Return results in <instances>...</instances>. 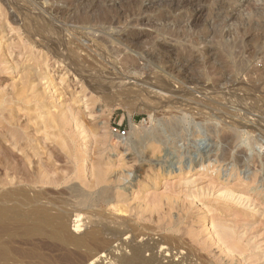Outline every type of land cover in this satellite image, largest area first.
I'll return each instance as SVG.
<instances>
[{
  "label": "rangeland",
  "instance_id": "rangeland-1",
  "mask_svg": "<svg viewBox=\"0 0 264 264\" xmlns=\"http://www.w3.org/2000/svg\"><path fill=\"white\" fill-rule=\"evenodd\" d=\"M92 70L101 84L116 80L109 91L90 87ZM54 96L79 108L82 135L52 127L44 107L55 111ZM83 96L93 98L87 108ZM0 108V190L43 165L55 180L46 193L74 203L73 214L101 213L112 227L131 225L136 243L172 248L171 259L155 243L143 257L264 264V0H0ZM219 221L244 252L228 254L212 232ZM117 241L91 264H121L132 250ZM85 253L47 251L41 264H90Z\"/></svg>",
  "mask_w": 264,
  "mask_h": 264
},
{
  "label": "bare ground",
  "instance_id": "bare-ground-1",
  "mask_svg": "<svg viewBox=\"0 0 264 264\" xmlns=\"http://www.w3.org/2000/svg\"><path fill=\"white\" fill-rule=\"evenodd\" d=\"M71 4H73V3H71ZM85 6H87V5H85ZM88 6H90V5H88ZM91 6H93V5H91ZM80 10H81V8H80ZM91 10L92 9H90L89 11H91ZM94 10H95V8H94ZM77 11L78 10H76V12ZM89 11H88V13H90ZM111 13H113V12H111ZM91 14H92V12H91ZM27 19L28 18H26V21H28ZM97 19H99V22H102V21H105L106 20L105 17H100V16H98ZM114 20H115V18H114ZM23 21H25V20H23ZM29 25H30V23H29ZM35 25H40V24H35ZM29 27H31V26H29ZM34 27L35 26H33V28L31 27V29H34ZM44 27H46V25ZM28 29L29 28H27V30ZM38 31H41V30H38ZM43 31H45V30H43ZM61 31L62 30H60V32ZM74 33H76V32H74ZM33 35H31V37ZM36 35H37V33H36ZM42 35L44 36V34H42ZM42 35H41V37H42ZM52 35H53V37H55V35H57V34L54 35V33L52 31ZM50 37H48V38L51 39ZM74 38H75V36H74ZM45 39L46 38L43 39V42L47 41ZM55 39H56V37L54 38V40ZM120 39H122V38L120 37ZM38 40H40V39H38ZM56 40L58 42V44L56 43L57 46H58L59 43L60 42H63L64 39H61L62 41H60L58 39V37H57ZM47 42H45V43H47ZM65 43H66V41H65ZM126 43H129V42H126ZM49 44H46L47 47L45 45V47L47 49H48V45ZM63 44H64V42H63ZM124 45H125V42H124ZM60 46H64V45H60ZM56 48H54V49H56ZM6 50H8V49H6ZM64 51H66V49ZM54 52H53V54L55 55ZM74 52H75L74 49H70V53L72 54L73 57H75L77 55V54H74ZM57 53L58 52H56V54ZM63 53H61L62 56L64 55ZM61 54L59 56H61ZM12 55H13V53H12ZM59 56L57 55V57H59ZM80 57H82V56H80ZM75 58H78V56L75 57ZM16 59H18V58H16ZM69 60H71V59H69ZM87 61L85 59V63H87ZM71 62H72V60L70 61V63ZM89 63H92V62H89ZM128 63H130V62L128 61ZM71 64L72 65H75L76 68H78V67L81 68L80 66H78V63L76 61H74V60H73V62ZM84 65H86V64H84ZM84 65L82 66L83 69L85 68ZM51 66H53V65H51ZM86 69H88V68H86ZM86 69H85V72H86ZM92 69H96V71H98L97 70L98 68H92ZM78 71H80V69ZM92 71H93L92 72L93 74L95 73V75H92L91 74L92 76H94L93 78H94L95 83H93V85H91V86H90V84L88 85L91 88L94 86V89H98V90L102 89V92H107V91H109L108 90V87L109 86H107L106 83H108L109 81L111 82V84H113V83L116 82V80H115V82H112L111 80H107L106 83H104V84L102 83L101 84L100 83L101 80H102V82L105 81L103 79L104 77H101V74L102 73L95 72V70H92ZM86 76H87V74H86ZM22 78H23L22 79L23 83L26 84L27 83L26 80L28 78L27 74H25L24 76H22ZM109 79H111V78L109 77ZM120 82H121V80H120ZM23 83H22V85H23ZM119 84H121V83H119ZM153 85L154 84H152V86ZM112 87H115V86H112ZM117 87H118V85H117ZM121 87H122V85H121ZM109 89L110 90L112 89L111 86H110ZM118 89H120V87H118ZM92 92H94V90ZM113 92H116V91H113ZM97 93H99V92L97 91ZM171 93H172V91H171ZM99 96H100V94H99ZM83 97H84V101H82V106H84V108H87L89 106V104H92L93 103V98H85V96H83ZM53 100L55 101V104H53V107H54V110L55 111H51V110H49V108L44 107L46 109V111L44 113L48 116L49 122L52 124V127L53 128H58L59 131L60 130L62 131V128L64 126H67L68 129L71 130V132H75L79 136L82 135V133L84 132L83 131V124H82L83 120H81L82 118H79V115H80L79 108L75 107L74 105L72 106V105L67 104V103H65L63 101H60L59 98L58 97H55V96L53 97ZM77 102H79V100L76 99L75 100V103H77ZM111 102H112V100H111ZM112 105H114V104H112ZM2 109L3 108H0V110H2ZM4 110L6 111V109H4ZM86 110H88V109H86ZM84 126H85V124H84ZM6 130L11 134L10 135V137L12 139L11 145L13 144V147L15 148L16 146H18L19 141L21 140V138L19 139V137L17 136V134L15 132H13L12 129L7 128ZM85 130H88V129H85ZM144 136H145V134H144ZM148 137H150V136H148ZM18 149H19V146H18ZM21 149H23V148H21V146H20V149L19 150H21ZM85 151H87V150H85ZM50 171L45 166L39 165L37 167V170L36 171L34 170L35 177L33 176L34 177V178H32L33 180L30 179L32 181H30V180H29V182H24L23 180H21V181H14V178H8V180L6 181V183H4V185H6L7 187L1 188V190H0V264H41L43 261H46L47 260L46 259L47 258V255L45 254L47 251L58 250V249L59 250H62V252H63L62 255L63 256H66L67 258L73 256L77 250L85 249V251H86L85 256L86 257L85 256L84 257L88 261L90 260L91 261L90 264H91L93 262L95 263V261L99 260V258H101L103 256V254H101V255L98 254L101 250H103L104 248L109 247L112 244V242H114V241L115 242H118L117 240H122L121 241V245H124L125 247H129L128 249L130 250V248H131V250H132V253L130 252V254L127 255V256H120L119 255V258H118V256H116L120 260L119 263L121 262V264H160V262H161L160 260L161 259L160 258H157L158 256L155 255L156 254L155 252H152L153 255H150V257H147V256H146L147 258L146 257H143V251L144 250L146 251L147 249H149L152 244L154 245V243H155V245H160V247H159L160 249H156V252H157L158 255L163 256V255H161L162 253L160 251H163V252L165 251V255L162 258L163 260H164L165 257H167L168 255H170V254H168L166 252H169L168 249L170 250L172 248L171 247H166L164 245V243L166 241L165 239L161 240L158 243L157 242L150 243L151 244L150 246H148V244L146 242L136 243L135 242L136 241L135 240V237L137 235L135 233V229L131 225H126V224L119 223V224H116L117 227L116 226L115 227L114 226L112 227L111 224L113 223V220H115V219L111 220V219H109L108 216H105V215H103L101 213L94 214V216H91V217H93L92 219H89L87 217H86L87 219L86 218L85 219L82 218V216L85 215L83 213H82L83 214L82 216H81L80 213L73 214V212H75V209H76L74 203L71 204V203H69L67 201H63V200L51 198L46 193V191H45L46 188L48 186H50V184H54L55 183L54 177L51 175V172ZM103 178H105V177H103ZM215 189H217V188H215ZM213 193H215V192H213ZM207 194H209V193H207ZM237 194L238 195H236V193L233 194L231 191L226 190V189H221L219 191V195L221 197H223L224 199L230 198V199L237 200V201H239V203H241L240 201H242L244 199V197L240 196L241 194L239 195V193H237ZM84 198H86V197H82L81 199L78 200V202H75V204H80L79 201L82 202ZM192 198H190V199H192ZM68 201H69V199H68ZM242 202H244V201H242ZM245 202H248L247 199H245ZM249 203H245V204H249ZM249 207H251V206H249ZM245 209H247V208H245ZM232 216H234V215H232ZM83 219L84 220H88V221L86 222ZM225 223H228V222L226 221ZM259 223H260V219H259ZM247 225H249V224H247ZM252 225L254 226V222H253ZM166 228H168V227H166ZM212 228H213L212 232L214 233V235L217 236V238L219 239V241L222 242L224 249L228 252L229 255L232 254V253H234V252L235 253H237V252L238 253L244 252L243 251L244 250L243 246L241 247L243 249L242 251H241V248L237 246L239 244L238 242H240V241L237 239V236H236V233L237 232L235 230H232L230 227H227L224 224V222H221V221L217 222L216 224L214 223V225H212ZM129 233L131 234L130 235L131 237L128 235ZM121 235L122 236L125 235V238L124 239L123 238L120 239V236ZM246 235H248V234H246ZM126 238H130V240L129 239L126 240ZM156 239H159V238H156ZM140 241H144V240H140ZM202 243H204V242H202ZM248 244H242V245L247 246ZM114 245H116V244L114 243ZM121 245L119 244V246H121ZM22 246H25V247L22 248ZM154 247L155 246L151 247L152 250H153ZM111 248H112V246H111ZM255 248H256V246H255ZM111 250H113V249H111ZM126 250H127V248H126ZM157 250H160V251H157ZM148 251H150V250H148ZM111 252H113V251H111ZM158 252H160L161 254H159ZM175 252H177V250ZM251 252H254V251L251 250ZM108 253H110V252H108ZM183 254L184 253L180 254L181 256H180V258L178 257L179 258V261L177 263H176V261H174L175 263H173V262L172 263L173 264H183V262H185V264H189L191 261L188 260V259H190V258L187 255L185 257V255H183ZM176 255H177V253H174L172 257L174 258V256H176ZM111 257H114V256H111ZM168 257L170 258V256H168ZM202 257H203V255H202ZM254 257L252 256V258H249V259L250 260H253ZM169 258H167V259H169ZM30 259H32V261H30ZM115 260H117V259H115ZM244 260H246V259H244ZM240 261H242V260H240ZM246 261H242V262H244V264H245Z\"/></svg>",
  "mask_w": 264,
  "mask_h": 264
},
{
  "label": "built area",
  "instance_id": "built-area-1",
  "mask_svg": "<svg viewBox=\"0 0 264 264\" xmlns=\"http://www.w3.org/2000/svg\"><path fill=\"white\" fill-rule=\"evenodd\" d=\"M115 131L117 132V134H118L119 136L125 134V131H124V130H121V131H120L118 128H115Z\"/></svg>",
  "mask_w": 264,
  "mask_h": 264
}]
</instances>
